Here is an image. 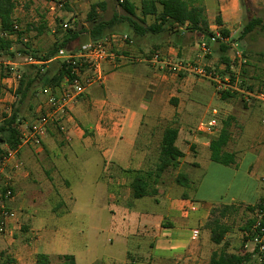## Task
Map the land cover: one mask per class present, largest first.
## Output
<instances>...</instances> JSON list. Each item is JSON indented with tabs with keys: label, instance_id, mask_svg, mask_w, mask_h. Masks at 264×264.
I'll list each match as a JSON object with an SVG mask.
<instances>
[{
	"label": "crops",
	"instance_id": "crops-1",
	"mask_svg": "<svg viewBox=\"0 0 264 264\" xmlns=\"http://www.w3.org/2000/svg\"><path fill=\"white\" fill-rule=\"evenodd\" d=\"M221 1L233 7L237 3V0ZM220 17L222 27L230 33L236 13L223 6ZM177 35L182 40L176 47L158 37H147L143 47L133 40L122 48V54L143 57L159 53L186 63L197 61L198 52L191 49V38L182 32ZM218 51L215 46L213 52ZM9 65L11 75L0 80L3 87L0 107H6L7 114L15 102L13 92L18 82L14 75L21 72L16 69L17 64ZM180 76H157L145 62L122 60L116 66L104 65L103 79L89 86L73 106L64 132L51 125L39 145L21 146L16 156L5 163L1 176L2 180L8 177L12 180L15 193L8 205L17 217L0 237V249L15 246L17 234L28 230L31 240L28 246L16 249L15 254L8 251L17 264H30V260L35 264L40 253L50 259L72 255L75 264H125L131 254L138 256L139 264H208L211 254L220 248L211 242L210 231L205 227L211 209L221 204L254 206L264 199V175L254 177L256 171H264V142L241 153L231 152L235 154V164L223 166L210 159L208 135H193L173 123L169 127L179 130L175 144L184 154L179 163L190 164L191 170L183 176L182 184L177 183V178L171 182L164 180L163 174L156 177L153 169L156 164L148 160L152 156L148 146L152 131L163 124H172L175 117L185 121L183 111L191 118L189 96L193 91L189 79ZM64 83L52 93L63 89ZM168 93L175 98L173 105L163 101V95ZM47 99L48 95L40 92L32 102L33 110ZM176 99H181L178 105L174 104ZM34 120L31 117L29 124ZM255 123H247L245 131L255 130L262 142L264 127ZM29 126L22 127V132ZM185 142H189L187 146L194 145L191 159ZM1 149L6 152L4 156L11 152L5 145ZM246 158L251 162L242 170L240 166ZM200 159L208 160L205 171L214 165L218 174L221 167L231 173L234 193L229 198L227 194L216 198L199 195L203 176L199 178L194 170L202 169ZM17 161L21 167L14 169ZM140 172L147 174L148 190L153 193L135 199L131 184ZM196 182L197 188L185 191ZM190 201L195 203L196 211L184 216L183 209ZM43 207L46 211H41ZM119 220L122 230L116 223ZM104 230H110L109 234L111 230L120 232L114 233L110 246L100 237ZM193 230L199 231L197 240L191 239Z\"/></svg>",
	"mask_w": 264,
	"mask_h": 264
},
{
	"label": "rangeland",
	"instance_id": "rangeland-1",
	"mask_svg": "<svg viewBox=\"0 0 264 264\" xmlns=\"http://www.w3.org/2000/svg\"><path fill=\"white\" fill-rule=\"evenodd\" d=\"M49 1L50 0H14L15 9L13 12V19L15 20V25L17 27L16 30L21 34V37L19 39L12 37V51L18 52V55H16V59L13 63L17 64L16 69L20 71H22L24 66H26L25 58H30L33 56V52L38 55H43L56 40L66 36L71 31L77 33L79 36L77 45L83 44L85 41H87L90 37L89 32L93 24V22L88 19V15L92 6H94L96 9V21H109L114 15L122 18L127 16L124 8L122 7V3L125 0H59L62 3V6L56 9L52 16L48 15L47 3ZM126 1L133 4L135 8V16L130 17L134 22L143 28H148L150 25L154 24V16L144 17L142 15L141 7L144 0ZM154 1L157 2L158 7L161 8L158 3L159 0ZM187 1L190 2V5L200 6L204 9L208 25L210 26L209 30L211 32L217 27L216 19L217 16L220 15V11L223 6H229L230 9L236 13L237 19L230 26L232 31L229 33V41L227 45L229 47L227 52L229 66L233 72H238L243 76L246 86H251L254 89L264 86V32L255 30L244 40L239 39V34L242 30L243 24L250 16L261 19L264 24V0H237L236 6L234 7L230 4L226 6L228 2L223 3L221 0ZM101 3L104 4L103 7L98 6ZM64 24H67L68 27L64 28ZM181 32L187 37L191 38V49H193L194 53H197L199 39L202 37H200L198 33H191L186 29L180 30L177 27L174 30H171V32L168 31L157 34L147 32L143 36H135L130 28L129 23L127 21H123L121 23H117L113 29L107 30L104 32V34H127L131 42L136 40V42L142 47L145 45L144 42L148 40L147 37H158L161 40H164L170 45L176 47L182 40L179 39L177 35ZM207 38L209 37H204V39ZM235 44H237L238 49L242 51L246 63H240L236 57L235 49L233 47ZM216 45L218 46L219 44ZM215 46H213V48H215ZM21 51H26L29 53V55L25 56L20 53ZM193 56L194 55L191 53V60H193ZM9 63L10 62L4 58H0V80L4 76L11 75V66ZM201 63L205 65V69L211 77L203 78L192 73L189 75H178V77L181 75L180 79L183 78L182 75L189 79L188 85L191 86V91H193L189 96V104H191V108H189L191 112V118L188 117L189 115L187 116L184 114L183 111L182 114L185 116V121L179 120L175 117L172 124H163L157 128L156 131H152V139L148 145L149 150L152 152V156L149 157L148 160L150 163L153 162V165L158 164V152L162 130L173 125V123H176L174 125H176L178 128L180 127L182 131L192 133L196 136H201L203 134L198 133L196 128L199 123L208 121L212 117L211 113L213 109L217 110L218 112V119L220 121L221 128L224 122L231 119L229 127L230 141L225 148L227 152L238 151V153H241L248 147H255L256 145L264 142H260L261 139L256 137L255 130L252 129L250 132L245 131L247 123L256 122L255 124L257 127H264V123H261V120L264 118V112L260 106L257 104L251 106L244 104L240 100L239 95L223 101L220 98L219 89L216 90L217 83L215 80H222V78L226 77V65L222 61V54L220 52L214 53L212 49V53L204 58ZM1 88L3 87L0 82V89ZM172 100H175V98L170 97V93L163 95L164 102L172 104V102H174ZM180 100L181 99H176V103L174 104L178 105ZM185 100L186 99H183L184 102ZM39 105L40 104H38L34 110H27L26 117L23 115V128L30 125L29 121L31 117H35L36 109ZM7 106H9V104H7ZM4 110H6V107H0V119L5 114ZM186 126H188V128H186ZM257 127L254 125V129H257ZM215 136L216 135H208L207 137L212 140L215 138ZM188 144L189 142H185L186 146ZM187 148L188 157L191 159V155H193L195 151L194 145L187 146ZM200 160L202 163V169L194 170L195 174L199 178H202L203 176L202 185L199 189V195L203 197L216 198L219 195L227 194V198H229L234 193V186H230L231 181L232 183L234 182V180H232L231 173L221 167L222 171L218 174L213 170L214 168H217L214 167V165L211 166L212 168L209 167L205 171V169L208 167V160ZM250 162L251 160L246 158L244 163L240 166L243 168L242 170H245ZM190 167V164L182 163V161H180L176 168L167 169L163 173V178L164 180L171 182L175 178L178 179L179 177L186 175L189 170H191ZM153 169L155 172L156 166ZM263 173V170L256 171L254 173V177H262L264 175ZM189 175H191V172ZM198 185L199 182H196V184L191 188L190 184L189 187H186L185 191L191 192V190L194 187L197 188ZM191 203L195 205L194 202L190 201V205ZM246 206L249 205L240 204L238 207V213L234 214L231 218L225 219V222L229 224L231 228L230 232L225 237V240H227L229 244V252L246 254L250 252L249 250L254 248V244H251L249 241L244 239L246 237L245 233L243 232V228L248 220L256 216V213L249 211ZM42 209L43 210L41 211H46L47 208L43 207ZM116 223L119 229L122 230V220H119ZM76 224L77 222L74 221L73 226L75 227ZM106 225L110 227L109 223ZM109 231L106 230L104 233L100 232V237L103 238L104 242L110 246L109 240L114 238V233L119 234L120 232H114V230H111V234H109ZM29 242H31V240L30 237H28V230H21L15 238V246H5L4 249H0V254L4 258L9 256L12 260H14V264H17L13 258V254H15L14 251L18 248L21 249L23 247H27ZM246 244L248 246L247 248H245ZM116 248L119 249L120 247ZM218 250H220V248ZM8 251H11L13 254H10ZM102 252L103 250L101 249V253ZM137 257V255L131 254L127 258L125 264H139L140 260ZM29 262L32 264L31 260ZM57 262L58 257L55 256L51 258V264H56Z\"/></svg>",
	"mask_w": 264,
	"mask_h": 264
},
{
	"label": "trees",
	"instance_id": "trees-1",
	"mask_svg": "<svg viewBox=\"0 0 264 264\" xmlns=\"http://www.w3.org/2000/svg\"><path fill=\"white\" fill-rule=\"evenodd\" d=\"M144 0L142 2L141 12L144 17L154 16L155 22L148 28H143L134 22L130 17L135 16V8L133 4L128 1L122 3L127 16L122 18L114 15L109 21H96V9L91 7L88 19L93 22L90 37L91 40H99L106 36L104 32L111 30L117 23L127 21L135 36H143L147 32L153 34L161 32H171L177 28H185L187 31L198 33L202 38L213 36V32L209 30L208 21L205 16L204 9L200 6L190 5L187 0ZM103 3L98 6L103 7ZM15 9L14 0H0V58H4L9 62H14L18 52L12 51L13 40L12 37L19 39L21 34L15 28V20L13 19V12ZM216 25L219 27L220 34L228 38L229 32L222 27L220 15L217 16ZM255 30L264 32V24L261 19L249 17L243 24L242 30L239 34V39L244 40ZM201 38V39H202ZM79 36L75 32H69L66 36L56 40L54 44L43 54L38 55L33 52L31 58L35 59L39 64H29L24 66L20 72V79L17 87L13 92L15 102L10 107V112L2 116L0 122V162L2 157L6 154L2 150V146H7L9 150H15L21 143L22 126L24 125L23 115L27 110H33L32 102L36 99L38 94L44 89L48 88L52 91L60 87L61 83L69 77L71 65L65 61L57 59L59 50H63L67 54H74L78 51L80 45L78 44ZM200 40V39H199ZM218 52L222 54V61L226 65L225 76L233 78L236 72H233L229 66L227 52L229 47L226 44L218 42ZM25 56L29 53L21 51ZM242 87L247 90H253L251 86H246L243 76ZM264 88V86L258 87ZM236 94L224 92L220 94V98L225 101L228 98L236 97ZM230 121L223 123L220 133L213 138L209 144L211 161L221 164L223 166H231L235 164V154L226 151V146L230 141ZM179 130L174 127H168L164 130L159 146L158 164L156 165V177L161 176L167 169L176 168L179 160L184 157L183 152L176 146ZM147 174L138 173L131 184L132 196L135 199H141L149 196L153 192H149L148 184L146 183ZM184 177L177 179L178 184H182ZM264 199L254 206H246V208L256 213L254 218H251L244 225L243 232L246 241H250L257 234H260V229H264V211L258 217V212L264 210ZM242 205V204H241ZM240 204L232 205H217L210 211L209 218L205 227L210 231V240L213 244L220 246V250L214 251L211 254L208 264H264V259L258 252V246H255L254 253L238 254L228 251L229 244L225 240L226 235L230 232L229 224L225 219L231 218L238 213ZM259 224L256 228V225ZM6 256V255H5ZM9 256L6 258L0 254V264H14ZM35 264H51V259L46 254H37ZM56 264H75V258L72 255L58 256Z\"/></svg>",
	"mask_w": 264,
	"mask_h": 264
},
{
	"label": "built area",
	"instance_id": "built-area-1",
	"mask_svg": "<svg viewBox=\"0 0 264 264\" xmlns=\"http://www.w3.org/2000/svg\"><path fill=\"white\" fill-rule=\"evenodd\" d=\"M62 3L59 0H50L47 3L48 15L52 16L56 9L60 8ZM64 28L68 25L64 24ZM15 28H17L15 26ZM229 37H223L219 30L213 32V36L207 39H200L198 43L197 61L186 63L179 59L163 57L159 53H152L148 56L135 57L122 54V48L131 43L127 34H109L99 40H89L79 47L76 53L67 54L63 50H59L57 59L65 61L71 65L69 77L65 79L64 87L56 93L48 91L46 88L42 91L44 95H48V99L41 103L35 115L33 123L26 128V132L22 133L21 143L15 150L7 156L2 157L0 162V237L7 233L9 222L17 217V213L9 208V202L14 198V188L11 178L2 180V171L5 163L10 160L11 156H16L19 148L23 145H39L43 138L47 135L49 127L56 125L60 132L65 131V122L71 119V110L78 102L79 98L86 92L87 88L103 79V68L106 64L118 65V62L127 60L130 62H145L152 67L157 76H178L182 73H192L199 77L209 78L210 74L205 69V65L200 62L212 53L213 46L216 44L228 45ZM235 55L240 63H246L242 51L238 49V45H233ZM25 64H39L33 58H25ZM20 74L14 75V80L18 82ZM214 80V79H213ZM217 83L216 90L219 93L228 92L230 94L239 95L240 100L246 105L257 104L264 112V88L247 90L242 87V79L240 74L236 72L231 77H224L222 80H215ZM212 117L208 121L199 123L196 128L198 133L206 135H218L221 130L220 121L218 119L217 110H212ZM264 123V119L261 121ZM14 169L21 167L20 162L13 165ZM3 181V182H2ZM264 207V203H263ZM196 211L194 204L183 209V215L187 216L191 212ZM261 210L258 212V217L261 216ZM259 224L256 225V228ZM199 231L193 230L191 234L192 240H197ZM264 229H260V234H257L249 242L258 246V252L261 258L264 259ZM247 244L245 248H247ZM254 248L249 250V253H254Z\"/></svg>",
	"mask_w": 264,
	"mask_h": 264
}]
</instances>
